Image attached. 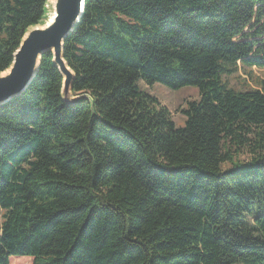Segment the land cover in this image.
Listing matches in <instances>:
<instances>
[{
	"label": "trees",
	"instance_id": "1",
	"mask_svg": "<svg viewBox=\"0 0 264 264\" xmlns=\"http://www.w3.org/2000/svg\"><path fill=\"white\" fill-rule=\"evenodd\" d=\"M47 0H0V72ZM0 105V264H264V0H85ZM195 86L170 111L141 89ZM247 158H241V155Z\"/></svg>",
	"mask_w": 264,
	"mask_h": 264
},
{
	"label": "water",
	"instance_id": "2",
	"mask_svg": "<svg viewBox=\"0 0 264 264\" xmlns=\"http://www.w3.org/2000/svg\"><path fill=\"white\" fill-rule=\"evenodd\" d=\"M84 1H46L45 19L26 29L13 53L11 64L0 72V105L20 95L26 89L39 71L42 54L47 52H51L52 62L62 76V99L71 104L82 97L72 94L75 75L63 58V42L82 16ZM49 14L52 15L50 20H48Z\"/></svg>",
	"mask_w": 264,
	"mask_h": 264
},
{
	"label": "rangeland",
	"instance_id": "3",
	"mask_svg": "<svg viewBox=\"0 0 264 264\" xmlns=\"http://www.w3.org/2000/svg\"><path fill=\"white\" fill-rule=\"evenodd\" d=\"M49 13V12H48ZM251 74L248 75L242 70L231 76H225L224 80L232 87L237 89H243L244 87L255 88L254 81H262L264 85V68L252 67ZM139 86L152 96H154L158 102L165 106L171 113V117L177 127L184 125L185 116L181 112L186 106L188 101L198 100L199 92L195 86H183L179 89H169L160 83H154L147 85L140 81ZM241 158L246 159V155H241ZM4 210L0 208V224L3 219ZM9 264H32L31 257H11ZM235 264H243L237 262Z\"/></svg>",
	"mask_w": 264,
	"mask_h": 264
},
{
	"label": "bare ground",
	"instance_id": "4",
	"mask_svg": "<svg viewBox=\"0 0 264 264\" xmlns=\"http://www.w3.org/2000/svg\"><path fill=\"white\" fill-rule=\"evenodd\" d=\"M51 17H52V15H51V14H49V17H48L49 19H48V20H50V18H51ZM48 20H47V21H48Z\"/></svg>",
	"mask_w": 264,
	"mask_h": 264
}]
</instances>
